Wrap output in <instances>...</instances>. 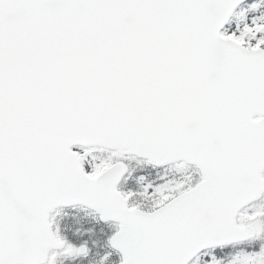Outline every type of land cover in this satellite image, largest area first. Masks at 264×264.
Returning <instances> with one entry per match:
<instances>
[{"label":"snow or ice","instance_id":"obj_1","mask_svg":"<svg viewBox=\"0 0 264 264\" xmlns=\"http://www.w3.org/2000/svg\"><path fill=\"white\" fill-rule=\"evenodd\" d=\"M0 264H264V0H0Z\"/></svg>","mask_w":264,"mask_h":264}]
</instances>
